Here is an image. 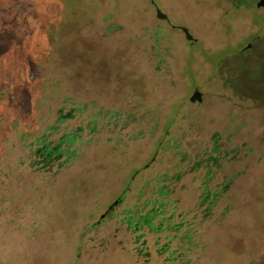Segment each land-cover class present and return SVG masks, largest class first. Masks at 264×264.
Listing matches in <instances>:
<instances>
[{
    "label": "rangeland",
    "instance_id": "374dc122",
    "mask_svg": "<svg viewBox=\"0 0 264 264\" xmlns=\"http://www.w3.org/2000/svg\"><path fill=\"white\" fill-rule=\"evenodd\" d=\"M258 1L0 0V264H264Z\"/></svg>",
    "mask_w": 264,
    "mask_h": 264
},
{
    "label": "trees",
    "instance_id": "16d2710c",
    "mask_svg": "<svg viewBox=\"0 0 264 264\" xmlns=\"http://www.w3.org/2000/svg\"><path fill=\"white\" fill-rule=\"evenodd\" d=\"M77 138L78 137H77L76 133L72 134V135H65L55 145H50V144L43 145L38 151V153L41 155L42 162L46 163L47 165H49V164L54 165V164H58V163L61 164L62 160L64 161L63 163L69 162L73 156V152H69L68 149L70 147H72L74 143H76ZM213 151L216 152V151H218V149L216 147H214ZM211 160H212V158H211ZM206 167L208 168V166H206ZM231 184H232V182H229L228 186L225 187L223 189V191H225L226 188L231 186ZM208 192H209V194L206 195L203 202L207 201L210 205L211 210H212V207L217 205V202L222 197V194L218 193L217 191H215L213 194H211L210 189ZM161 205L163 206L164 204H161ZM160 209H162V208H160ZM155 211H157V209H153V210L149 211L148 217H146L148 219L147 220L148 222L151 221L149 219L150 214H152V212H155ZM142 236L137 237V239L139 240L140 237H142Z\"/></svg>",
    "mask_w": 264,
    "mask_h": 264
},
{
    "label": "water",
    "instance_id": "95a60500",
    "mask_svg": "<svg viewBox=\"0 0 264 264\" xmlns=\"http://www.w3.org/2000/svg\"><path fill=\"white\" fill-rule=\"evenodd\" d=\"M258 7H264V0H259L257 3ZM157 10V17L160 19H168V15L166 13H164L161 9H159L158 7L156 8ZM181 29L184 31L186 38L190 41H195V37L191 34V32L189 31V29L187 27H181ZM203 100V93L196 89L193 94L190 97V101L191 102H201Z\"/></svg>",
    "mask_w": 264,
    "mask_h": 264
}]
</instances>
